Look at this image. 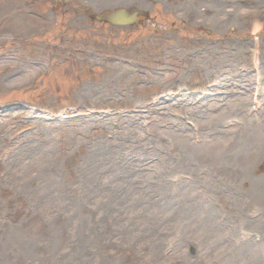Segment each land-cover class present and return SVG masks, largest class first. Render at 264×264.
Here are the masks:
<instances>
[{"label":"rangeland","instance_id":"obj_1","mask_svg":"<svg viewBox=\"0 0 264 264\" xmlns=\"http://www.w3.org/2000/svg\"><path fill=\"white\" fill-rule=\"evenodd\" d=\"M170 131L227 141L232 171L215 149L158 178ZM244 255L264 264V0H0V264Z\"/></svg>","mask_w":264,"mask_h":264},{"label":"bare ground","instance_id":"obj_2","mask_svg":"<svg viewBox=\"0 0 264 264\" xmlns=\"http://www.w3.org/2000/svg\"><path fill=\"white\" fill-rule=\"evenodd\" d=\"M246 117H248V115H244ZM247 121V125H250V126H254L255 125V120L256 119H245ZM250 120V121H249ZM218 124V123H217ZM216 124V125H217ZM248 131H251L248 129ZM247 130H244V133H248ZM170 137L175 139V140H178L179 142L182 143V145L185 147H183L185 150H181L182 152L185 153L184 156H182V160L179 161V162H175V161H170V162H167L162 168H160V176H157L158 178H162L163 175H165L166 173H168V170L170 171H174L176 169L177 166H186V167H192V163H191V159L190 158H193V157H200L202 156L203 154H211L213 153V151L215 149H220V156L217 157L214 161H212L211 163H214L213 165H217L219 168V170H226V171H232V169H230V162L226 159H222L220 158L222 155H223V151L221 148H223L227 141H223L222 139H214V140H208L204 143V145L202 146H194V145H190V142H189V139H188V135H183V134H180L176 131H170ZM256 137V136H255ZM220 142H222L224 145L222 146L220 144ZM228 144V143H227ZM187 145H190L192 146V149H186ZM204 148V149H203ZM206 149V150H205ZM205 150V151H204ZM212 152V153H211ZM215 156V155H213ZM190 157V158H189ZM199 159V158H198ZM190 160V161H189ZM218 160V161H217ZM201 162V161H200ZM232 164H235V163H232ZM210 172H214L213 170H210L208 169ZM196 172V171H195ZM210 172H207V170H204V172H202L201 170H198V173L197 175H213V173H210ZM172 174V173H171ZM154 175V173L152 174ZM144 178H147L146 182L149 181V179H152L153 180V176L149 175L148 173H145L144 175H142ZM149 183V182H148ZM161 188V187H160ZM151 188H147L146 190H149ZM262 256L260 255L258 258H253L254 260H257L259 258H261ZM222 259H225V257H223ZM252 258L244 255L241 257L240 261H242L243 264H254L252 261H251ZM212 264H222L220 261L218 260H214Z\"/></svg>","mask_w":264,"mask_h":264},{"label":"water","instance_id":"obj_3","mask_svg":"<svg viewBox=\"0 0 264 264\" xmlns=\"http://www.w3.org/2000/svg\"><path fill=\"white\" fill-rule=\"evenodd\" d=\"M57 2L58 0H53ZM65 4L69 3L71 0H61ZM144 14L140 12L130 13L124 8L115 9L113 11H104L100 14H95L93 17L99 22L111 23L114 26H128L138 22L143 19Z\"/></svg>","mask_w":264,"mask_h":264},{"label":"flooded vegetation","instance_id":"obj_4","mask_svg":"<svg viewBox=\"0 0 264 264\" xmlns=\"http://www.w3.org/2000/svg\"><path fill=\"white\" fill-rule=\"evenodd\" d=\"M85 17H87L86 15H84ZM147 17H148V15H147ZM147 25V24H146Z\"/></svg>","mask_w":264,"mask_h":264}]
</instances>
